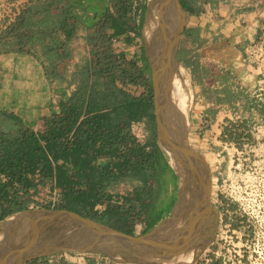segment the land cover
<instances>
[{"label":"trees","instance_id":"obj_1","mask_svg":"<svg viewBox=\"0 0 264 264\" xmlns=\"http://www.w3.org/2000/svg\"><path fill=\"white\" fill-rule=\"evenodd\" d=\"M108 2L111 10L98 18L96 34L89 36L90 58L79 67L82 80L60 101L50 131L39 138L14 114L0 111V174L8 177L7 182L0 180V220L28 209L13 184L25 192L33 185L28 174L36 170L43 182L50 181L61 190L57 205L40 207L67 209L127 234L133 235L134 219L142 217L146 231L173 203L174 198L163 195L168 165L156 142L153 90L145 77L148 67L111 49L112 39L133 29L132 0ZM145 10L146 4H141L139 27ZM78 21L73 0H31L0 32V41L16 39L23 47L41 38L55 51V61H62L68 57L65 42L73 36ZM52 32H61L64 43L53 40ZM129 86L142 87V91L134 95ZM144 119L149 135L141 144L130 126ZM133 179L143 186L126 195L122 204L111 202L108 189ZM97 204L103 208L96 210Z\"/></svg>","mask_w":264,"mask_h":264},{"label":"crops","instance_id":"obj_2","mask_svg":"<svg viewBox=\"0 0 264 264\" xmlns=\"http://www.w3.org/2000/svg\"><path fill=\"white\" fill-rule=\"evenodd\" d=\"M5 1L9 3L5 15L11 13L14 16L10 20L8 17L1 19L0 32L31 0ZM73 2L79 21L73 36L65 42L68 51L66 59L55 61V51L49 50L41 38H34L29 46L23 47L16 39L0 41V111L14 114L42 137L50 131L54 115L60 111V101H65L82 80L79 67L90 58L89 36L96 34L98 18L111 10L108 0ZM179 2L186 21L175 56L189 78L191 96L187 107V137L189 144L201 153L207 166V169L187 171V174L203 185L208 175L212 176L215 171L216 157L224 156L231 149L228 146L232 140L226 133L231 136L237 132L246 134L256 130L264 134V76L246 54L264 26V0ZM141 4H146L147 9L148 0H132L133 29L112 39L111 49L117 55L136 59L140 67L146 65L145 77L152 85L146 39L155 29L156 18L150 31L145 28L141 44L137 41L140 36L138 12ZM146 15L147 12L143 18L144 26ZM51 35L53 40L64 43L61 32H52ZM163 42L164 38L156 33L153 38L155 54L165 53ZM129 47L134 50L127 57L122 51ZM141 88L129 86L128 91L138 95ZM152 118L155 121L154 109ZM140 122L144 123L148 138V120ZM142 186L143 183L137 179L115 184L108 189L111 202L122 204L126 195H133L134 190ZM125 187H129L131 192L121 194ZM94 208L100 210L103 204H97ZM145 229L142 217L134 219L133 235L144 233ZM57 257L58 264L107 263L101 255L65 253Z\"/></svg>","mask_w":264,"mask_h":264},{"label":"water","instance_id":"obj_3","mask_svg":"<svg viewBox=\"0 0 264 264\" xmlns=\"http://www.w3.org/2000/svg\"><path fill=\"white\" fill-rule=\"evenodd\" d=\"M185 21L179 0H156V26L148 39V59L156 142L166 152L167 164L178 177L177 199L169 213L139 235L127 234L67 209L40 207L10 213L0 220V264H27L41 257L64 252H93L99 247L124 260L137 262L176 252L179 245L189 241L190 231L199 233L213 226L209 206L211 175L204 183L205 195L199 203L191 200L194 180L187 174V171L207 169V166L187 137L189 78L175 56ZM156 33L164 38L166 51L163 54L153 52ZM180 74L184 77L187 94V105L182 109L171 99L173 81L181 78Z\"/></svg>","mask_w":264,"mask_h":264},{"label":"rangeland","instance_id":"obj_4","mask_svg":"<svg viewBox=\"0 0 264 264\" xmlns=\"http://www.w3.org/2000/svg\"><path fill=\"white\" fill-rule=\"evenodd\" d=\"M8 4L0 0V21ZM143 27L144 20L137 39L141 44ZM133 50L122 52L128 57ZM226 134L231 137L232 144L228 146L231 149L224 156L216 157L209 192L214 233L186 264H264V134L256 130ZM203 239L202 236L195 240L201 242ZM82 254L104 256L106 264H155L152 258L150 261L148 258L128 261L105 250Z\"/></svg>","mask_w":264,"mask_h":264},{"label":"built area","instance_id":"obj_5","mask_svg":"<svg viewBox=\"0 0 264 264\" xmlns=\"http://www.w3.org/2000/svg\"><path fill=\"white\" fill-rule=\"evenodd\" d=\"M6 13V11H4ZM4 17H8V20L13 18V14L8 13ZM2 16V15H1ZM2 21V20H1ZM0 21V23H1ZM2 26V25H1ZM248 59L255 65L257 69L260 70V74L264 76V26L261 28L258 37L249 45L246 51ZM130 132L135 140L141 144H144L147 141V131L143 122L136 121L132 122L130 126ZM39 138L42 136L38 135ZM57 161L60 162V159L57 158ZM28 177L31 179L33 185L29 187L25 192L19 189L16 183L13 184V187L17 189L18 195L27 201L28 209L40 208V206H54L57 205L61 200V190L55 184L50 181H42L40 171L36 170L32 174H28ZM0 180L2 182H7L8 177L4 174H0ZM125 192H131L129 187L123 188L120 191L121 194ZM55 254L47 256L44 260L39 258L31 261L30 264H58V257L61 254ZM69 253H78V252H69ZM104 257V256H103ZM105 258V257H104Z\"/></svg>","mask_w":264,"mask_h":264},{"label":"bare ground","instance_id":"obj_6","mask_svg":"<svg viewBox=\"0 0 264 264\" xmlns=\"http://www.w3.org/2000/svg\"><path fill=\"white\" fill-rule=\"evenodd\" d=\"M148 5H149V11L146 15V21H145V26H144V30L145 28L148 29V31H150V26L153 22V20L156 18V0H148ZM144 30H143V34H144ZM164 76L167 75V73H163ZM180 77H176L173 81V85H172V100L174 101L175 105H177L178 108L182 109L184 107H186L187 105V97H186V92L184 89V77L182 74H180ZM189 102V101H188ZM166 153V152H165ZM212 184V182H211ZM202 201V200H201ZM200 203V202H199ZM209 211V210H208ZM210 220V217L208 218L207 221ZM191 233H189L190 235V239L187 243H183L181 245H179L180 248H178V250L176 252L173 253H169L168 255L164 256V257H152L148 258L149 261L150 259L154 261L155 264H186L188 262H190L194 257L195 254L200 250V248L203 246V244L208 241L214 231H213V226L211 228L204 229L201 232H193L190 231ZM181 235V233H180ZM203 237H205V239H203V241H197L195 239H201ZM99 250H104V248L99 247ZM152 261V262H153Z\"/></svg>","mask_w":264,"mask_h":264},{"label":"flooded vegetation","instance_id":"obj_7","mask_svg":"<svg viewBox=\"0 0 264 264\" xmlns=\"http://www.w3.org/2000/svg\"><path fill=\"white\" fill-rule=\"evenodd\" d=\"M161 149V148H159ZM163 151V152H162ZM161 152L163 153L165 160L167 162L168 156L165 153V151L163 149H161ZM168 165V164H167ZM164 180H165V188H164V193L163 195H167L169 197L174 198L173 203L175 202V200L177 199V192H178V177L177 175L174 173V171H172L171 168H169L164 172ZM194 186L193 189L191 190V200L195 201V202H202L204 199V184H198V182L196 183L195 181L193 182ZM202 200V201H201ZM172 203V205H173ZM171 205V207H172Z\"/></svg>","mask_w":264,"mask_h":264}]
</instances>
